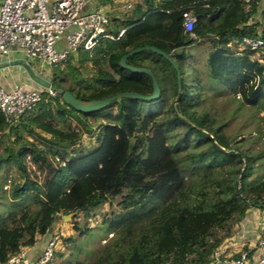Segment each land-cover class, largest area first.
<instances>
[{
    "label": "trees",
    "instance_id": "trees-1",
    "mask_svg": "<svg viewBox=\"0 0 264 264\" xmlns=\"http://www.w3.org/2000/svg\"><path fill=\"white\" fill-rule=\"evenodd\" d=\"M142 2L144 9L137 4L131 10L136 15L109 16L106 32L115 36L122 29L121 34L100 38L89 51L77 50L49 83L79 100L126 90L149 95V76L121 67L118 60L132 48L152 45L175 62L178 93L170 63L141 50L125 64L150 69L158 86L153 99L120 97L79 112L43 87L33 109L14 122L5 123L0 112V169L12 165L21 177L7 200L18 204L29 196L31 202L4 209L0 264L47 234L61 214L82 216L81 224H72L82 236L105 203L109 209L98 223L111 235L92 258L57 260L61 253L54 252L46 264H210L250 207L246 200L264 209V124H254L248 138L227 132L235 112L225 118L201 106L202 86L182 77L185 47L204 41L211 78L238 106L264 109V50L240 45L243 37L264 39V0H249L246 10L243 0ZM185 10L195 15L192 35L182 31ZM87 62L91 70L81 76L75 64ZM142 102L150 108L142 110ZM94 130V146L76 145L82 132ZM256 140L262 145L255 147ZM0 174L1 191L7 173Z\"/></svg>",
    "mask_w": 264,
    "mask_h": 264
},
{
    "label": "built area",
    "instance_id": "built-area-1",
    "mask_svg": "<svg viewBox=\"0 0 264 264\" xmlns=\"http://www.w3.org/2000/svg\"><path fill=\"white\" fill-rule=\"evenodd\" d=\"M89 0H0V57L20 55L34 59L47 67H62L77 50H91L100 38H116L106 32L107 13L99 8H84ZM244 1V10L249 0ZM129 8L130 4H126ZM195 15L189 10L181 13L183 33L191 34ZM241 46L264 50V39L243 37ZM53 94L49 88H45ZM41 89L16 85L5 90L0 86V112L4 122H14L26 115L40 99ZM5 183V186H8ZM256 247L253 254L240 248L223 264H264V213L258 223ZM54 239L48 238L34 260H29L24 247L1 264H46L53 254ZM213 264V263H210Z\"/></svg>",
    "mask_w": 264,
    "mask_h": 264
},
{
    "label": "rangeland",
    "instance_id": "rangeland-1",
    "mask_svg": "<svg viewBox=\"0 0 264 264\" xmlns=\"http://www.w3.org/2000/svg\"><path fill=\"white\" fill-rule=\"evenodd\" d=\"M207 43L204 41L197 42L193 41L189 43L184 49L185 55V64L183 65V81L186 82L188 85H192L196 83V80L202 86L203 91L205 92L204 101L201 106L208 107L211 111H218L219 113H223L225 118H228L230 113L234 111L235 113L229 120L228 125L226 126L227 132L237 131L238 133H242V135L246 138L250 137L251 134H254V124L262 125L264 124V120L261 119V115L264 112V109L258 107H249L247 105L238 106L237 98H232L226 91L225 88L220 86L215 82L213 78L209 75L208 69L204 63L206 53H207ZM24 61L28 64L29 68L38 76L43 78L44 80L49 82V79L53 73H57L58 67H47L45 65L38 64V62L34 59H27L24 58ZM76 69L80 72L81 76H86L91 70L90 63H85V66H79L75 64ZM6 71V75L12 76V78L19 77V75L24 76L25 85L29 87H36L38 89H43V87L37 85L36 83L29 79L23 68L17 63L12 64L4 69ZM41 72V73H39ZM20 76V77H21ZM66 81H69L67 78ZM56 83V82H52ZM203 92V93H204ZM226 93V94H225ZM213 95V97H211ZM207 96V98H206ZM236 97V96H235ZM206 99V100H205ZM142 110H146L150 108V105L145 104V102L141 103ZM72 123V127L77 129L78 126H75L73 120H68ZM96 129V128H95ZM94 132L91 134L82 132L80 134V138L76 143L77 146L82 147L83 149H88L91 146L96 144L94 140ZM255 147L262 145L263 140H256ZM1 149V146H0ZM73 155V154H71ZM27 159V156H26ZM27 165L32 167V165L27 162ZM1 171H6L5 180H2L1 191H0V220H2V216L4 214V209L8 207H16L28 204L31 206L30 197L27 196L23 199L21 203L18 204H10L7 200L8 190L11 186L15 183L20 181L21 177L17 170L14 167L9 165H3L0 169ZM0 176L4 177L3 174ZM8 186H5V183ZM115 199L111 201V207L113 209L116 208ZM109 209V205L105 203L103 206L99 208L98 211L95 212L93 217H90L88 220V225L91 226L86 233L82 236H76V231L73 230L72 224L73 221H77L78 224H81L82 216L80 214L70 215V214H61L58 216L51 228V234L49 238L54 239L53 245V253L58 252L61 253L60 257H54V259H86L90 260L94 251L97 250L98 246L101 245L111 234L106 232L103 225H100L99 219L100 215L103 211ZM246 213H252L253 215H262L264 213V209H260L256 206H250ZM237 225V224H235ZM233 226V228L235 227ZM40 236H38L39 238ZM40 239V238H39ZM241 248L238 247L237 251ZM236 251V252H237ZM248 254H253L254 252H249L247 249ZM217 252V257H220V254ZM53 257V256H52Z\"/></svg>",
    "mask_w": 264,
    "mask_h": 264
},
{
    "label": "crops",
    "instance_id": "crops-1",
    "mask_svg": "<svg viewBox=\"0 0 264 264\" xmlns=\"http://www.w3.org/2000/svg\"><path fill=\"white\" fill-rule=\"evenodd\" d=\"M126 4H130V7L127 8ZM137 4L140 5V10L144 9L145 4H143L142 0H89L85 4L84 8H99L104 10L107 13L108 17L114 16L122 18L125 13L129 11L132 12L135 5ZM136 14L137 13L132 12V15ZM20 57L21 56L18 54L10 55L7 57L1 56L0 62L21 59ZM11 65L12 64L0 67V86L5 90L12 89L16 85L29 87L25 85L24 76L19 75V77L15 76L14 78H12V76L10 77L6 75L7 73L6 71H4V69ZM260 217V214L253 215L252 213H245L244 217L238 223H236L237 225H235V227L233 228V232L228 237H226L216 249L214 253V260L212 263L223 264L226 259L236 254L237 248L240 246L242 249H248L249 252H254V249L256 247L257 235L259 233L258 223ZM50 234L51 230L47 232V234L40 236V239L38 238L33 245L24 247L29 260H34L37 257L44 243L50 237ZM217 252H219L218 254H220V257H217Z\"/></svg>",
    "mask_w": 264,
    "mask_h": 264
},
{
    "label": "water",
    "instance_id": "water-1",
    "mask_svg": "<svg viewBox=\"0 0 264 264\" xmlns=\"http://www.w3.org/2000/svg\"><path fill=\"white\" fill-rule=\"evenodd\" d=\"M141 50H149L152 51L164 59H166L171 67L173 68L175 72V80H176V91L178 93L179 87H178V79H179V73L177 66L175 62L173 61L172 57H170L167 53L163 52L162 50L152 46V45H143V46H138L135 48L130 49L126 53L122 54L119 57V65L123 68H126L130 71L133 72H143L147 74L150 78V83H151V92L149 95H143L140 93H137L135 91H119L115 92L111 95L99 98V99H92V100H79L76 97H74L68 90L61 89V88H55L53 87L48 81L44 80L40 76L36 75L28 66V64L22 60V59H15V60H9V61H4L0 62V67L10 65V64H19L26 72L28 75L29 79H31L34 83L37 85L44 87V88H49L51 91L55 92L57 95H59L60 99L68 106H70L72 109L79 111V112H91L94 110H97L101 107H103L107 102L111 100H118L120 97H130V98H136V99H142V100H150L155 98L158 95V86L156 83V80L150 71L149 68L147 67H139V66H131L125 64V59L128 55L141 51ZM181 51H177V53H180ZM175 98V97H174ZM175 102V101H174ZM245 199V197H242ZM247 204L252 206L253 201L251 200H246ZM256 207H259V204L255 205Z\"/></svg>",
    "mask_w": 264,
    "mask_h": 264
}]
</instances>
